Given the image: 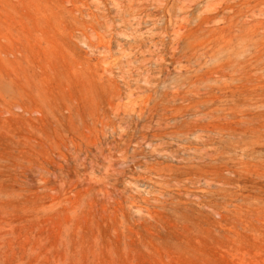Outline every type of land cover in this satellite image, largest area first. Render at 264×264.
<instances>
[{"label":"rangeland","instance_id":"obj_1","mask_svg":"<svg viewBox=\"0 0 264 264\" xmlns=\"http://www.w3.org/2000/svg\"><path fill=\"white\" fill-rule=\"evenodd\" d=\"M0 264H264V0H0Z\"/></svg>","mask_w":264,"mask_h":264}]
</instances>
